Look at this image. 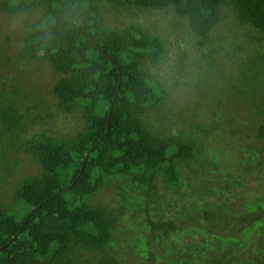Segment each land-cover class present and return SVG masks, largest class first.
<instances>
[{"label":"trees","instance_id":"trees-1","mask_svg":"<svg viewBox=\"0 0 264 264\" xmlns=\"http://www.w3.org/2000/svg\"><path fill=\"white\" fill-rule=\"evenodd\" d=\"M103 5L116 11L171 10L186 22V38L202 51L201 62L221 60L224 47L212 46L211 39L221 25L247 30L224 53L229 62H241L240 77L229 72L233 83L226 82L242 96L252 88L262 100L254 106L264 109V51L256 46L264 41V0H0V14L10 19L43 12L22 35L16 62L40 63L58 75L50 91L54 107L79 114L82 123L73 137L44 130L29 135L16 100L3 102L8 93L1 95L0 143L6 147L0 144V165L9 153L23 152L39 173L16 183L10 206L0 203V264H94L89 255H105L110 262L107 249L115 248L119 216L137 210L145 220L135 228L141 237L133 236L130 245L144 264L159 257L142 234H153L154 245L171 246L161 255L172 256L167 264H264L263 196H248L238 210L232 201L206 200L228 189L202 178L220 162L198 134L209 137L215 117L205 116V126L200 112L176 106L161 114L165 123L155 122L152 115H160L170 89L145 66L168 59L166 41L135 23L108 27ZM245 35L248 51L256 49L248 57L240 53ZM251 63H257L254 71ZM260 129L262 136L264 125ZM225 175V184L240 187L239 176ZM114 179L121 190L119 212L91 202ZM171 234L175 241H168ZM144 244L147 249L140 250Z\"/></svg>","mask_w":264,"mask_h":264},{"label":"rangeland","instance_id":"rangeland-1","mask_svg":"<svg viewBox=\"0 0 264 264\" xmlns=\"http://www.w3.org/2000/svg\"><path fill=\"white\" fill-rule=\"evenodd\" d=\"M103 11L105 12V23L112 29L120 30L129 23H135L166 41L168 59L158 65L147 62L145 66L152 74L164 81L170 89V97L167 104L160 110V115L170 109L175 110L177 106L181 107V110L185 109L186 112L189 110L197 114L200 112L198 116L203 115L200 122H205V126L208 124V118L204 119L205 116L215 117L214 122L210 121L215 124V127L209 137L203 131H197L206 143L205 151L208 154L213 151L216 154L214 158L220 159L218 164L217 161L215 162V170L209 172L210 169H208L202 178L209 181V186L220 185L228 187V189L218 188L221 189L222 197L214 195L206 197V200L212 202L218 199L219 203L232 201V207L238 210L250 195L258 197L261 194L264 198V134L260 136V127L264 125V109L254 106V102L256 105L258 104L259 98L253 95L255 93L251 86V90L245 91L246 95L243 96L230 89L228 83H233V80H231L229 72L234 74L235 78H239L241 62L238 60L229 62L224 57V53L228 51L229 47L238 45L236 39H240V33H245L247 30L242 31L237 27L230 31L225 29L230 22L221 25L211 34L212 46L223 45L224 47L223 52L219 54L221 60L217 63L201 62L202 51L197 48L195 40L186 38V22L176 17L171 10L151 13L149 10L146 12L136 9L116 11L108 5H103ZM42 13V11H37L28 17L21 16L13 19L0 14V98L4 92H7L8 99L3 102L16 100L20 112L26 115L28 122L26 131L29 135L44 130L48 135L57 138L73 137L82 129L79 114L59 113L54 107L55 101L50 94L53 85L59 80V76L48 66L40 63L16 62L15 56L22 35L26 32L27 26L35 23ZM228 14L229 12H225L224 16L226 17ZM245 37L246 35L242 37L244 42L241 43L240 53L248 57L256 53V49L248 51L247 38ZM256 46L264 51V41L260 44L256 43ZM251 65V70L254 71L257 63H251ZM185 82L187 85H184ZM255 90L260 93V89L256 86ZM15 92L18 96L14 94ZM255 98L257 99L255 100ZM218 101L221 103L220 105L217 104ZM29 107L31 109L28 111ZM32 108L35 110L33 111ZM39 112L41 113L40 119L35 123L32 122ZM190 114L192 118L193 113ZM160 115L153 114L152 119L158 123H165ZM187 118L189 119V117ZM176 128L181 129L182 126L177 124ZM185 129H188L187 125ZM0 144L1 147H6L5 143L1 142ZM3 161L0 165V178L3 180L0 185V203L10 206L16 183L30 175L38 174L39 168L23 152L9 153L7 157L3 158ZM207 162L209 163V161ZM186 171L185 173H187ZM224 171L232 176H239L241 178L238 180L240 187L231 186L229 183L232 181L228 180L226 181L229 185L225 184L223 177L226 176V173ZM186 179L192 181V177L190 180L189 175L186 176ZM120 180L123 184H128L127 179ZM120 193L118 180H107L100 192L92 196L91 202L94 205L105 206L119 212L120 201H122ZM166 196L168 198L170 194ZM172 202L175 205L182 204L179 201L172 200ZM173 213L174 211L171 212V215ZM149 216L153 215L150 213ZM141 217V210L123 212L119 216L114 230L115 248L107 249L108 256L112 258V261L106 260L105 255L98 259H94L92 255L87 258L94 264H144L146 262L144 258L136 253L130 245L133 236L141 237V234L135 230L138 222L145 220L144 216ZM142 235L147 237L148 247L156 249L160 259H155L152 263L167 264L168 259L172 256H166L167 258L163 259L161 255L165 254V250L171 246L167 242L164 247L161 242L154 245L153 234ZM168 239V241H175L176 238L171 234ZM195 239L201 240L199 236H196ZM180 242L189 244L192 241L189 238H183ZM144 245L145 247L139 245L140 250L147 249V245Z\"/></svg>","mask_w":264,"mask_h":264}]
</instances>
